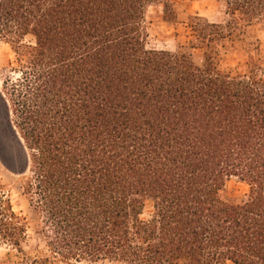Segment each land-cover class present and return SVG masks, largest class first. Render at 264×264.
<instances>
[{"label":"trees","instance_id":"16d2710c","mask_svg":"<svg viewBox=\"0 0 264 264\" xmlns=\"http://www.w3.org/2000/svg\"><path fill=\"white\" fill-rule=\"evenodd\" d=\"M178 1L0 0V160L21 207L0 184V264H264L259 40L244 71L223 65L264 0H218L221 22ZM152 5L199 59L147 47ZM29 228L44 247L23 248Z\"/></svg>","mask_w":264,"mask_h":264},{"label":"rangeland","instance_id":"374dc122","mask_svg":"<svg viewBox=\"0 0 264 264\" xmlns=\"http://www.w3.org/2000/svg\"><path fill=\"white\" fill-rule=\"evenodd\" d=\"M180 10L186 11L191 15H200L206 17L211 22H221L226 18L225 9L218 0H179ZM146 25L148 28V48L165 49L174 51L178 44L183 45L185 50L192 54L195 59H199L200 53L195 50L186 48L187 29L183 24L172 23L163 18L162 6L152 5L146 13ZM250 39H258L261 51L264 53V23H254L244 28L241 39H234L233 44H227L228 56L223 65L226 67L237 68L244 71L246 62L247 41ZM13 61V53L8 44L0 41V91L3 88V82L9 77H16L10 62ZM2 111L0 109V115ZM2 120L0 118V143H8L9 135L3 132ZM5 135V136H4ZM18 176L9 171L0 160V184L4 190L9 192L11 202L15 211L21 210L19 206V190ZM244 186L233 180L229 184V191L238 195L243 192ZM44 239L34 230H28L26 241L23 248L26 251L35 247H44ZM9 247L0 245V260L8 252ZM107 264V263H105ZM231 264V263H226Z\"/></svg>","mask_w":264,"mask_h":264}]
</instances>
